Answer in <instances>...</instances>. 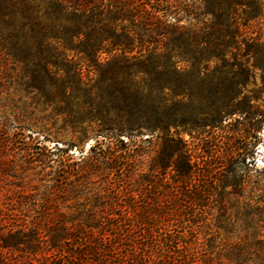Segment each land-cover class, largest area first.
Segmentation results:
<instances>
[{
  "label": "trees",
  "instance_id": "1",
  "mask_svg": "<svg viewBox=\"0 0 264 264\" xmlns=\"http://www.w3.org/2000/svg\"><path fill=\"white\" fill-rule=\"evenodd\" d=\"M263 23L264 0H0V264H264ZM32 105L41 130L62 117L97 140L59 167L35 158ZM136 155L152 196L128 205ZM37 168L41 190L23 181ZM99 182L89 207H58Z\"/></svg>",
  "mask_w": 264,
  "mask_h": 264
},
{
  "label": "rangeland",
  "instance_id": "2",
  "mask_svg": "<svg viewBox=\"0 0 264 264\" xmlns=\"http://www.w3.org/2000/svg\"><path fill=\"white\" fill-rule=\"evenodd\" d=\"M255 30L258 32H261L262 35L264 36V23L260 24V29L255 28ZM250 83H252V81ZM252 87L253 86L250 85L249 83L248 85L246 84V86L244 87L243 94H242L241 102L243 103V106H245V110H246L242 116H245V117H247V103L249 101L248 99H249V96H251V93L249 91L252 90ZM12 97L17 98L15 100H18L17 96L12 95ZM10 99L8 101H10ZM255 104L261 108H264V96L262 97V100L256 101ZM12 108L13 106L12 104H10V106H8V109H7L8 112H10ZM26 110L28 111V113H26L25 115V124H24L25 129L20 132V133L23 132L26 138L24 136H20L21 139L19 141L22 142L25 138V142L29 143L30 152L35 156V158L37 157L39 160H42L44 162L50 161L52 165L55 167L56 166L59 167L62 162H65L66 159H69V158H71L68 161L69 163H72L73 161L78 160L82 154H85L89 151L91 145H93L95 141L97 140L94 136H90L82 143L75 141L72 137V134L70 133V130H62L60 128L62 125V117H57L58 121L56 122V124H53V121L46 122L47 123L46 128L44 130H41L40 126L43 123L41 122L36 123V118L39 119L43 115L42 112L40 111L41 109L37 110L35 108V105H32V107H27ZM31 113H34L35 116L31 115ZM10 118L14 120L13 113L10 115ZM236 118H239L240 122L242 119L241 117H239V115L237 114L234 115L231 119V122H233L235 126L238 123V122H235ZM33 124H35V126ZM10 131H11V134L15 133V129L13 128H10ZM30 134L32 137H28V135ZM148 136H149L148 133H145L143 135V138H146ZM122 137H125V136H122ZM259 137L260 139L256 146V150L259 153H257V155L255 156L257 158L255 169L261 172L262 170H264V144L262 142V140H264V123L260 125ZM185 138L190 139L188 135H186ZM99 140H101V138ZM195 142L197 143V141ZM207 148H210V147L208 146ZM133 159H134V162L131 163L132 170L126 174L127 176L125 180V181H128V183H130L131 185L130 188H132V191L131 193L123 194L124 195L123 198L125 202L124 204L129 205L131 203H136L138 205H142L147 200V198H151L152 196V191L144 188V186H142V181H141V174L148 172L150 163H149V158L147 156L138 157L136 155ZM35 164H39V162H36ZM39 170L40 168H37L36 170H32V169L27 170V172L24 174L23 181L30 182V185L34 186L35 188H38V190H41L43 185L47 184L45 183V181H42L41 178L43 174L49 171V168L46 169L42 173V175L36 174V172ZM44 179L47 180L48 178L44 177ZM73 179L74 177H70V180H73ZM93 180L97 181L99 180V177H93ZM17 182H21V180L19 179ZM99 185H101V182L95 185L90 184V186L81 190L79 192L80 199L78 200L74 199V200L65 202L64 198L57 199L58 207L63 211L69 212L71 210H75V208L74 207L68 208L67 206L74 205L76 201L84 202V204H89L87 205V207H89L90 204L93 203V194L97 191L96 188ZM101 186H103V183ZM19 210L20 208L18 205H11V206H8V209L6 211L7 213H10V214H20ZM212 231L213 229L209 231L208 233L206 232L205 229H202L201 233L196 235L195 239L194 238L191 239V242L196 244L197 245L196 247L200 250L203 248H209L208 246L210 244H213L212 242H209L208 244V240L213 239ZM218 240L219 239H217V241ZM159 259L160 257L158 255L156 254L151 255L152 261H158Z\"/></svg>",
  "mask_w": 264,
  "mask_h": 264
}]
</instances>
